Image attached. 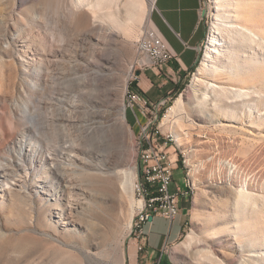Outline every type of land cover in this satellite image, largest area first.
Masks as SVG:
<instances>
[{"label": "rangeland", "instance_id": "1", "mask_svg": "<svg viewBox=\"0 0 264 264\" xmlns=\"http://www.w3.org/2000/svg\"><path fill=\"white\" fill-rule=\"evenodd\" d=\"M145 1L132 30L126 0L114 15L98 17L72 0H0V264H129L137 251L139 147L150 120L157 143L168 141L183 163L176 178L184 175L194 187L188 225L164 264H217L209 250L240 264L264 252V49L249 42L244 49L236 34L241 23L264 34V0H201L206 35L198 61L156 117L126 102L143 71L139 63L147 62L137 50L151 29V0ZM217 39L219 81L207 54ZM198 72L202 82L193 85ZM215 82L236 91L246 82L253 103L216 104L206 91ZM204 92L212 97L205 104ZM181 95V127H161ZM71 141L76 152L63 151ZM125 173L132 180L126 187ZM241 192L250 201L236 206ZM247 245L252 252L243 251Z\"/></svg>", "mask_w": 264, "mask_h": 264}, {"label": "crops", "instance_id": "2", "mask_svg": "<svg viewBox=\"0 0 264 264\" xmlns=\"http://www.w3.org/2000/svg\"><path fill=\"white\" fill-rule=\"evenodd\" d=\"M153 1L155 8L151 13L149 28L160 34L177 58L170 62L168 69L162 74L152 68L139 72L133 89L159 104L168 103L172 95L179 93V82L184 75L187 77L189 69L198 61L201 44L205 41L206 27L201 19V0ZM186 204H182L181 211L174 220L155 216L152 222L144 225L145 252H131L129 264H139L140 256L142 264H164L170 259L169 249L181 240L188 225ZM182 210H186V213H181ZM135 244L137 248L136 240Z\"/></svg>", "mask_w": 264, "mask_h": 264}, {"label": "built area", "instance_id": "3", "mask_svg": "<svg viewBox=\"0 0 264 264\" xmlns=\"http://www.w3.org/2000/svg\"><path fill=\"white\" fill-rule=\"evenodd\" d=\"M154 4L151 13L154 11ZM138 53L147 61L139 63L143 70L152 68L159 74L168 69L171 61L177 57L171 51L167 42L160 34L149 29L137 43ZM137 80L132 79L133 83ZM128 107L131 110L138 109L142 115L147 117L156 114L165 106L166 102L155 104L143 97L136 90L129 87ZM168 112V111H167ZM153 122L150 120L143 129L141 138L143 143L140 151V212L138 213V225L136 233H133L137 241V251L145 252L144 225L150 222V218L161 216L168 220H174L181 211V206L186 203L184 186V175L178 180L175 172L179 169V159L171 156L167 147L168 141L163 145L158 144V131L152 133L148 128ZM184 172H182L183 174ZM174 188V190H172Z\"/></svg>", "mask_w": 264, "mask_h": 264}, {"label": "bare ground", "instance_id": "4", "mask_svg": "<svg viewBox=\"0 0 264 264\" xmlns=\"http://www.w3.org/2000/svg\"><path fill=\"white\" fill-rule=\"evenodd\" d=\"M73 3L75 4V7L77 9H79L80 7H85L88 9V11L94 16V17H98L100 14H103L105 12H110L113 15L115 7L119 4V2L121 0H72ZM145 4L146 1L145 0H126V10H127V27H129L130 29H137V27L140 25L141 22V18H142V14L145 12ZM150 6L152 7L154 4V1L151 0L150 2ZM254 6V3H252ZM236 5H239L238 2H236ZM151 9V8H150ZM112 17V15H111ZM149 17V16H148ZM227 25H225L224 27H221L224 31L227 32V34L230 36L233 33V30H229L226 27ZM220 27V26H219ZM240 27L243 28V30L237 29L236 30V34H238L240 36V39H237V43H241V42H245V44L243 43V48L245 49L246 47H249V45H246V42H249V44L251 45H256L258 47H262L264 49V45L261 44V42L264 41V34L262 32H260L257 27L247 25V24H240ZM220 30V28H219ZM232 38V37H230ZM220 42L217 39L215 46H213L214 48L209 47V51L207 52V54L209 55L208 60L211 62V70H212V74L214 76V78L216 79V81H219L222 77V74L224 73V69L220 66V54H221V50H220ZM250 45V46H251ZM236 56H231V58H234ZM205 62V61H204ZM203 63H202V68H203ZM202 68H200V72L203 70ZM200 72H198V74L195 75L194 79H193V85H197L200 84L202 82L201 78L198 76L200 75ZM239 72V71H238ZM248 72L243 74H247ZM238 74H235L234 76H236L237 79H242L239 78L237 76ZM246 80V79H245ZM247 82V80H246ZM246 82L244 85H242L240 87V89L238 91L235 90L234 87H226L224 85H221L219 82H215V83H208L207 85V90H211L214 94H215V102L217 104L218 101H222L224 98L227 100L226 104L230 105L231 107L235 108L238 106V99H242V101H245L246 103H253V95L250 92L249 88L246 86ZM194 89V88H193ZM94 90V89H93ZM195 91V89H194ZM240 93V94H239ZM239 94V95H238ZM129 96V89L126 91V102H127V106H128V97ZM212 99L211 94L209 95L208 92H204L202 93L201 96V103L205 104L208 102L209 99ZM241 101V102H242ZM185 108V102L183 100L182 95L180 97H178L173 106L170 107L168 109L167 114L164 115V118L161 122V127L162 126H169L171 130H174L175 127H181V121L184 118L182 116V112L184 111ZM122 113V122L125 123L124 121V112H125V108L123 107L121 110ZM250 111H252V109H250ZM262 114V112H259V116ZM98 127L92 126V128L90 129V131L92 133H95L97 131ZM172 133V136L175 138L174 133ZM168 139H170V137H168ZM176 139L177 141H179L180 136L176 135ZM175 139V141H176ZM173 140V139H172ZM170 139V141H172ZM176 141V142H177ZM70 145L67 146H60L61 149L63 151H68L69 153L72 152H76L77 150V142L76 141H71ZM68 166V165H67ZM69 166H71V164H69ZM4 167L2 165H0V170H3ZM38 173L40 175H44L46 174L45 168L41 167L38 170ZM72 174H78L77 171H72ZM136 174H132V178L133 176L136 178ZM128 173H125V177H126V182L124 183L125 187L128 185V183H130L131 181L128 180ZM185 184H186V190H192V191H185V199H191L194 196V187L191 184V182L189 180H185ZM135 193L138 197V212L136 215V218L134 220V224H133V229H132V233H136V226L134 225H138V213L140 212V185H139V179L136 182L135 185ZM247 193L241 192L239 194V198L238 201L236 202V206H241L243 200L245 199H249L248 196H246ZM137 203V202H136ZM251 204H255L257 205V201L256 200H252ZM244 252H252L251 250H249V246L247 245V251L243 250ZM208 253L210 256L213 257V261L217 264H229V262L225 259H222L219 257V255H217L216 252L209 250ZM240 264H264V252H260V253H255L253 256H251V253L249 254V256H246L244 258L243 261L240 262Z\"/></svg>", "mask_w": 264, "mask_h": 264}, {"label": "trees", "instance_id": "5", "mask_svg": "<svg viewBox=\"0 0 264 264\" xmlns=\"http://www.w3.org/2000/svg\"><path fill=\"white\" fill-rule=\"evenodd\" d=\"M136 86V81H134L133 83H132V88H134ZM179 166H183V163H182V161L181 160H179ZM179 170V169H178Z\"/></svg>", "mask_w": 264, "mask_h": 264}, {"label": "water", "instance_id": "6", "mask_svg": "<svg viewBox=\"0 0 264 264\" xmlns=\"http://www.w3.org/2000/svg\"><path fill=\"white\" fill-rule=\"evenodd\" d=\"M205 15V11H203V16ZM138 173H139V175H140V168H138ZM153 221V218H150V222H152Z\"/></svg>", "mask_w": 264, "mask_h": 264}]
</instances>
